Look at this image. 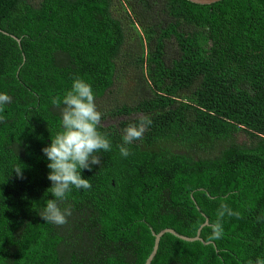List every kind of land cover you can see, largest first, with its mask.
I'll return each mask as SVG.
<instances>
[{"label": "trees", "instance_id": "obj_1", "mask_svg": "<svg viewBox=\"0 0 264 264\" xmlns=\"http://www.w3.org/2000/svg\"><path fill=\"white\" fill-rule=\"evenodd\" d=\"M133 1L146 21L144 96L105 110L128 38L116 1L0 0V93L12 97L0 122V264H145L152 230L195 237L221 204L239 213L224 215L221 239L210 225L209 245L167 233L152 264L264 259V0ZM77 77L92 86L112 149L81 171L92 187L73 189L61 205L72 215L56 226L39 215L54 199L42 149L61 130L51 99ZM142 116L152 124L124 158V129ZM116 117L126 118L104 125Z\"/></svg>", "mask_w": 264, "mask_h": 264}, {"label": "clouds", "instance_id": "obj_2", "mask_svg": "<svg viewBox=\"0 0 264 264\" xmlns=\"http://www.w3.org/2000/svg\"><path fill=\"white\" fill-rule=\"evenodd\" d=\"M12 102V97L0 93V122L6 120L3 115L5 106ZM51 104L59 109L61 130L51 138L50 146L42 149L47 157V167L51 170L47 179L52 186L48 189L54 199L46 201L40 217L56 226H64L68 217L72 215L70 205L62 207L68 195L76 190H90V180L81 176L82 170L92 171L93 165H101V152L112 149L111 141L98 129L102 126L103 114L98 110L95 102V93L91 84L82 78L73 80L71 89L66 91L63 98L55 96ZM152 124L150 117L142 116L137 124H131L124 129L123 143L119 145L120 155L124 158L132 153L127 145L142 140L147 128ZM14 172L23 179L22 168L16 167ZM227 213L239 218L226 204H221L217 212V220L211 224V240L221 239L224 235L222 219ZM259 219V218H258ZM248 264H264V259L255 262L249 260Z\"/></svg>", "mask_w": 264, "mask_h": 264}, {"label": "rangeland", "instance_id": "obj_3", "mask_svg": "<svg viewBox=\"0 0 264 264\" xmlns=\"http://www.w3.org/2000/svg\"><path fill=\"white\" fill-rule=\"evenodd\" d=\"M37 1V0H34ZM114 15L118 18L126 31L127 44L123 51V59L118 62L119 81L115 91L107 97L104 103L98 108L111 110L121 105H131L141 99L144 95L140 92L141 68L139 58L146 57L148 53V45L144 40L143 25L146 21L138 19L136 13H141L140 9H130V5H134L133 0H115ZM168 54L171 53L168 51ZM112 106V108H111ZM126 117L108 118L104 121V125L117 124Z\"/></svg>", "mask_w": 264, "mask_h": 264}, {"label": "water", "instance_id": "obj_4", "mask_svg": "<svg viewBox=\"0 0 264 264\" xmlns=\"http://www.w3.org/2000/svg\"><path fill=\"white\" fill-rule=\"evenodd\" d=\"M188 1H190V2H192L194 4H198V5H212V4L218 3V2L223 1V0H188ZM13 38L16 41L20 42V40L18 38H16L15 36H13ZM209 225H210L209 219L206 217L205 223L201 225V227L199 228V230L197 232V235L195 237L183 236V235L179 234L178 232H176L173 229H164V230L160 231L159 233H155L152 230V234L155 237V243H154L153 250H152L151 254L149 255V257H148V259H147L145 264H152V262L154 261L155 257L157 256V253H158V250H159V247H160V241H161L162 237L165 234H167V233H170L173 236H175V237H177L179 239H182L184 241H187V242L200 241V242H202L205 245L214 244L213 242H205L202 239V237H201V233H202L203 228L206 227V226H209Z\"/></svg>", "mask_w": 264, "mask_h": 264}, {"label": "bare ground", "instance_id": "obj_5", "mask_svg": "<svg viewBox=\"0 0 264 264\" xmlns=\"http://www.w3.org/2000/svg\"><path fill=\"white\" fill-rule=\"evenodd\" d=\"M179 97H180V96H179ZM210 113H211V112H210ZM18 165H19V164H18ZM37 176H39V175H37ZM37 176H36V177H37ZM24 179H25V178H24ZM37 181H38V180H37ZM33 182H34V181H33ZM1 187H2V186H1ZM10 207H11V206H10Z\"/></svg>", "mask_w": 264, "mask_h": 264}]
</instances>
